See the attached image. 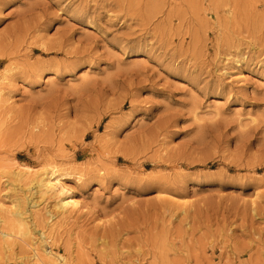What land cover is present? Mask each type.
<instances>
[{
    "label": "rangeland",
    "instance_id": "obj_1",
    "mask_svg": "<svg viewBox=\"0 0 264 264\" xmlns=\"http://www.w3.org/2000/svg\"><path fill=\"white\" fill-rule=\"evenodd\" d=\"M18 165L84 208L52 217ZM16 199L32 248L0 236V264H264V0H0Z\"/></svg>",
    "mask_w": 264,
    "mask_h": 264
},
{
    "label": "bare ground",
    "instance_id": "obj_2",
    "mask_svg": "<svg viewBox=\"0 0 264 264\" xmlns=\"http://www.w3.org/2000/svg\"><path fill=\"white\" fill-rule=\"evenodd\" d=\"M51 166L52 165H50V168H47L44 171L36 174L34 173L35 171L32 173L30 167L18 165L17 167H15V170L11 171L6 176V181L9 180L7 184L11 186L12 190H15V186H17L15 183L23 181L25 178H30V182H35L34 187L36 188V190L34 191L39 195L38 197L42 198L44 196L46 197V195H52L53 205L55 209V214L52 213V217H56L57 215H66L71 211H79L80 209H83L84 206H82L80 200H78L75 194L70 190V188L67 187L64 181L63 174L57 173L56 168ZM21 198H23V196ZM16 200V204L13 205L9 203V207L7 205L5 206L4 202L0 200V214L2 215V218L0 215V222L7 221L12 224V227L10 226V228H8L9 223L7 224L8 227L0 228V236L1 239L6 243L12 240H19V244H26V246L31 247V244L29 243L32 235V232L29 228L30 215H26L27 211L24 208L22 209L21 206L23 202L21 203L20 199ZM13 206L14 208H12ZM38 252H35V255L38 262L40 261L42 264H61V262L63 261V258L60 259L59 257H56L52 254H49L47 260H45L43 259L44 257L38 254ZM55 254L57 253L55 252Z\"/></svg>",
    "mask_w": 264,
    "mask_h": 264
}]
</instances>
